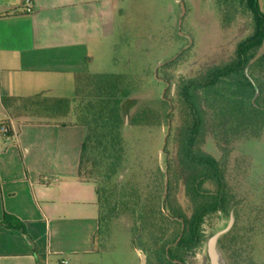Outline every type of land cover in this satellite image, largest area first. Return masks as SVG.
Segmentation results:
<instances>
[{
	"label": "rangeland",
	"instance_id": "rangeland-1",
	"mask_svg": "<svg viewBox=\"0 0 264 264\" xmlns=\"http://www.w3.org/2000/svg\"><path fill=\"white\" fill-rule=\"evenodd\" d=\"M120 6L122 23L112 42L115 45L110 44V52H95L91 71L130 73L136 79L134 92L124 105L125 153L118 171L102 189L105 218L97 246L101 254L74 264H139V247L132 245L131 230L141 227L137 219L140 208L145 202L152 204L160 179L166 197L172 178L173 196L189 210L182 181L185 176L176 161L175 137L180 125L177 85L181 78L229 60L238 42L253 31L252 14L240 0H120ZM263 50L264 46L260 52ZM76 105L74 102L72 108L75 114ZM207 118L204 149L221 158L223 151L216 138L231 148L226 163L230 182L246 204L239 223L245 241L241 259L250 254L255 262L264 264V133L257 139L239 140L233 147L211 108H207ZM167 168L172 177L166 175ZM134 198L140 200L139 205H133ZM233 216L232 207L229 215L207 217L203 245L188 252L185 263L212 264L209 239L224 230ZM224 233L217 242L219 263L232 264L219 241Z\"/></svg>",
	"mask_w": 264,
	"mask_h": 264
},
{
	"label": "crops",
	"instance_id": "crops-1",
	"mask_svg": "<svg viewBox=\"0 0 264 264\" xmlns=\"http://www.w3.org/2000/svg\"><path fill=\"white\" fill-rule=\"evenodd\" d=\"M121 13L120 0H0V124L14 134L7 143L0 130V264L101 254L98 193L79 175L87 128L72 109L50 117L31 102L73 99L78 75L100 73L91 71L95 52H110ZM6 215L15 220L3 222Z\"/></svg>",
	"mask_w": 264,
	"mask_h": 264
},
{
	"label": "trees",
	"instance_id": "trees-1",
	"mask_svg": "<svg viewBox=\"0 0 264 264\" xmlns=\"http://www.w3.org/2000/svg\"><path fill=\"white\" fill-rule=\"evenodd\" d=\"M240 1L252 14V33L238 42L229 60L209 65L196 76L181 78L177 85L180 125L175 137L176 161L185 176L182 181L190 208L184 209L173 196L172 178L168 180V193L164 197V182L160 179L152 204L145 202L140 208L137 219L141 227L131 230L132 245L147 254V264H186L185 255L203 245L207 217L214 213L229 215L232 207L235 223L219 241L228 251L232 264H258L250 254L241 259L245 241L239 223L246 204H242L239 191L230 182L226 163L231 148L216 138L223 151L221 158L204 149L208 135L207 108L212 109L218 125L225 130L226 141L233 142V147L239 140L257 139L264 133V50L260 52L264 46V12L258 0ZM135 81L130 73L80 74L73 99L45 97L31 102L50 117L66 116L73 108V101L77 102L76 121L87 128L79 175L94 183L99 197L97 246L105 218L102 189L122 163L124 105L134 92ZM1 127L12 132L6 121ZM166 175L172 177V170L167 168ZM166 175L162 174L163 178ZM132 203L139 205L140 200L134 198ZM11 220L15 218L6 215L3 222ZM13 226L24 229L23 223L15 222Z\"/></svg>",
	"mask_w": 264,
	"mask_h": 264
},
{
	"label": "water",
	"instance_id": "water-1",
	"mask_svg": "<svg viewBox=\"0 0 264 264\" xmlns=\"http://www.w3.org/2000/svg\"><path fill=\"white\" fill-rule=\"evenodd\" d=\"M234 221H235V218L233 216V217H231L229 225L224 230H222L220 232H217L216 234H214L209 239L208 249H209V255L211 257L212 264H220L219 263V253H218V249H217L218 238H219V236L222 233L227 232V231L230 230V228L234 224ZM136 250H137V252H138V254L140 256L139 264H147V255H146V253L143 250L139 249V248H137Z\"/></svg>",
	"mask_w": 264,
	"mask_h": 264
},
{
	"label": "built area",
	"instance_id": "built-area-1",
	"mask_svg": "<svg viewBox=\"0 0 264 264\" xmlns=\"http://www.w3.org/2000/svg\"><path fill=\"white\" fill-rule=\"evenodd\" d=\"M26 7H27L26 9L29 12H32V4H31V2H27V6ZM0 130L3 133V138L5 139V141L7 143H9V142H11L13 140L14 134H13V132H11V130L8 127H1ZM7 131H9V134H5ZM63 263L66 264L67 262L63 261Z\"/></svg>",
	"mask_w": 264,
	"mask_h": 264
}]
</instances>
